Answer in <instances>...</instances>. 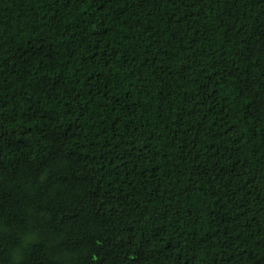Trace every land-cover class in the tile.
Segmentation results:
<instances>
[{"label":"trees","instance_id":"obj_1","mask_svg":"<svg viewBox=\"0 0 264 264\" xmlns=\"http://www.w3.org/2000/svg\"><path fill=\"white\" fill-rule=\"evenodd\" d=\"M0 264H264V0H0Z\"/></svg>","mask_w":264,"mask_h":264}]
</instances>
